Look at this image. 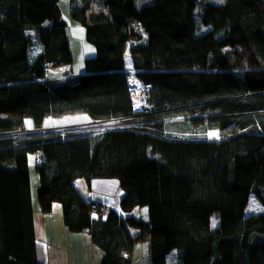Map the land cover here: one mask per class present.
<instances>
[{
  "label": "trees",
  "instance_id": "1",
  "mask_svg": "<svg viewBox=\"0 0 264 264\" xmlns=\"http://www.w3.org/2000/svg\"><path fill=\"white\" fill-rule=\"evenodd\" d=\"M57 3L0 0V132L26 117L42 127L47 116L80 112L138 116L123 55L135 25L146 38L129 47L132 72L154 121L97 135L0 136V264H40L28 172L36 148L45 157L33 159L40 211L60 202L66 228L101 250L95 264L129 263L136 242L141 264H264V0H154L139 10L134 0H70L94 47L72 82L45 78L48 66L72 61ZM169 116L219 138L170 135L169 121L155 120ZM79 177L89 187L115 179L120 210L138 216L109 207L99 218Z\"/></svg>",
  "mask_w": 264,
  "mask_h": 264
},
{
  "label": "rangeland",
  "instance_id": "2",
  "mask_svg": "<svg viewBox=\"0 0 264 264\" xmlns=\"http://www.w3.org/2000/svg\"><path fill=\"white\" fill-rule=\"evenodd\" d=\"M153 1L154 0H134V6H135L136 10H139L143 5L148 4V3H152ZM199 1L200 2L209 1V2H214V3H221V0H199ZM57 4L59 6V9H60L62 15L67 20L66 36H67V39L69 42V48H70V54L72 57V61L69 64L48 66L47 67L48 70L46 72L45 78L50 80V81H61V82L70 81V82H72V81H75L81 73L85 72L84 58H85V56L88 57V56L94 55V47H93V45L88 43L86 38H85L84 26L80 22L75 21L71 17V15H70V0H58ZM199 6L200 5L198 4V6H196V10H195V12H196L195 16H197V17L199 16V14H197V12H199V11L201 12V9ZM134 30L136 31L137 35H139V37H137V39H139V40H140V38L145 39V36L143 34V30L139 25H135ZM134 41L135 40H133L131 43L133 44ZM37 50H39V48H37L36 46L30 47V49H29V60H31V58L37 54ZM130 78H132L133 83L135 82L137 84V88L134 89V87H133V89H132V91L134 93L133 97H132V102H133L134 98H137L139 100V103H140L139 106H134V104H133L134 110L140 112V114L138 116H136L135 118H129V119L109 118V119H102L100 121L94 120V122H91L92 119L90 118V116H88L84 112H80V113H76V114H66L63 116H59L58 117L59 119H57V121L55 120L52 122H48L47 124H44L43 127H45V129H48L51 126L52 127L58 126V128H59V126L61 127L63 125H68V126L75 125L74 129L85 128L84 130H80V131L97 135L100 132L105 131V130L130 128V127L136 126L137 124H142L145 122L154 121V120H151L148 118H144V116H146V114L149 113V111H147V109H149V105L146 101V90H147L146 87L143 85H140L138 79L135 80V78H137V77L134 75L133 72H130L128 74V79H130ZM131 83H132V81H131ZM182 117L183 116H169V117H164V118H157L155 120L161 119L164 121H169L168 124H165V127H166L167 131L170 133V135L178 136V137L209 138V137H205L208 135L207 133L198 131L195 128L190 129V130L189 129L182 130L183 129L182 127H184L183 124L176 122L179 119H182ZM88 122H90V123L87 124ZM19 128L32 130V129L38 128V127H34L32 124L31 125L30 124L29 125L24 124V125L19 126V127L15 128L11 131H5V132L3 131L4 135L2 137L22 138L25 136L36 135V133H37V132L27 133L28 131L18 132L17 129H19ZM17 133H19L20 135H17ZM95 133H97V134H95ZM163 133H165V131ZM31 157H32L31 153H28L29 167H31V165L34 164ZM29 179H30V185L32 186V184L34 182L32 175L30 176ZM37 182H38V180H37ZM116 187H117V182L115 179H112V178H110V179L94 178L90 182V188L96 189L95 190L96 192H92V195L95 196L94 199H100L103 202H105V204L107 206H110L115 210H118V209L120 210L118 203H119V198H120L121 194L123 193V190L121 188L116 189ZM31 188H34V185ZM99 191H101V192H99ZM54 203H57V205L59 207V211H60V217L62 219V208H61L62 205L60 202H54ZM125 214H131L134 216H138V208L135 207V208L131 209L129 212H125ZM100 215H101V213H100ZM56 216H57V213L55 212L53 214L54 219H52L51 224L49 223L45 227V232H46V236H47L48 240L51 241L54 245L60 246V247L64 248L65 250H68V251H66L68 264H85L84 260L82 262L76 263L77 255H75V251L78 247V241L77 242L75 241V239L73 237V232L66 231L64 229L62 232V230L60 231L59 229L58 230L54 229V227L57 226ZM102 219H104V218H102ZM37 221H38V218H37L36 212H34V223H35L36 234L40 233V230L38 229V226H37ZM210 224H211L212 229H214L217 225V221L212 219ZM213 224H215V226H213ZM61 232H62V234H60ZM54 233H56V234H54ZM53 235L56 236L57 238H55V239L52 238ZM82 235L84 236V234H82ZM84 240L85 239L82 238L83 244H84ZM88 245H90V244H88ZM84 246L85 245H83V248H82L83 257L85 255V251L87 250L84 248ZM98 251H101V250L99 249ZM130 259H131L130 262L127 264H141V248H140L139 242H136L134 244Z\"/></svg>",
  "mask_w": 264,
  "mask_h": 264
},
{
  "label": "crops",
  "instance_id": "3",
  "mask_svg": "<svg viewBox=\"0 0 264 264\" xmlns=\"http://www.w3.org/2000/svg\"><path fill=\"white\" fill-rule=\"evenodd\" d=\"M63 16V15H62ZM63 18L65 19V17L63 16ZM66 20V19H65ZM67 26V25H66ZM66 30V28H65ZM134 41V43L132 44L131 42ZM145 39H130L126 42V46L124 49V65L127 68L128 74L132 71V65H131V59H130V53H129V47L131 45L137 44L142 41H144ZM86 57V56H85ZM61 118V117H60ZM57 119H59L58 117H54V116H47L44 120V124H47L48 122H52V121H57ZM24 124L25 125H31V120L29 117L24 118ZM32 158V157H31ZM33 160V159H32ZM34 163V161H33ZM28 172H29V178L32 175L33 177V184L31 187V192H32V196H33V206H34V212H36L38 221H37V226L38 229L40 230V233H38L36 235V256H37V260L40 264H68L67 263V252L68 250H65L64 248L60 247V246H56L54 245L51 241L48 240L47 236H46V232H45V227L47 226V224H51L52 219H54L53 214L56 212L57 216V226L54 227V229L56 230H62L63 229L66 231H69L66 226L64 225L63 220L60 217V211H59V207L57 205V203L52 204V208L50 212H46V213H42L40 211L39 208V204L36 200V194H35V189L37 186V180H38V173L37 170L35 168V163L33 165H31V167H29L28 164ZM76 187L78 189V191L81 193V195L87 199V200H95V201H102L100 199H94L95 196L92 195V192H96L94 188H90L87 183L85 182L84 178L79 177L76 179ZM117 189V187H116ZM101 192V191H99ZM103 202V201H102ZM105 203V202H104ZM110 207V206H108ZM112 208V207H110ZM113 209V208H112ZM120 215H125V212H122L121 210H116ZM42 229V230H41ZM62 232L60 234H62ZM56 234V233H54ZM84 234V236L82 235ZM78 236V237H77ZM83 236V237H82ZM73 237L75 239V241H78V247L75 251V255H77V262H82L84 260L85 264H95L96 261L99 260V258L102 255L101 251H98V247H96L95 245H93L89 239L87 234L84 232L81 233H73ZM80 237V238H79ZM52 238H57L56 236H52ZM79 238V239H78ZM82 238H84V244L82 242ZM88 242V243H87ZM90 244V245H88ZM83 245L85 249H87L85 251V255L83 257V253H82V248ZM126 254V253H125ZM127 256V255H126Z\"/></svg>",
  "mask_w": 264,
  "mask_h": 264
},
{
  "label": "built area",
  "instance_id": "4",
  "mask_svg": "<svg viewBox=\"0 0 264 264\" xmlns=\"http://www.w3.org/2000/svg\"><path fill=\"white\" fill-rule=\"evenodd\" d=\"M130 81H132V78L128 79ZM135 80H137V78H135ZM135 86H137V84L134 82ZM91 122H94V119H92ZM90 122H88L87 124H89ZM74 126L75 125H71V126H68V125H63V126H54V127H49L48 129H45V127H38V128H34L32 130H28V129H17L18 132L20 131H28L27 133H35L37 132L36 134H45V133H48V132H51V133H59L61 136H64L66 133H68L69 131H72V130H77V131H80V130H84L85 128H82V129H74ZM36 129V130H35ZM68 131V132H67ZM5 132V131H4ZM4 133L3 132H0V136H3ZM17 135H20L19 133H17ZM20 137V136H19ZM33 153V159L35 162L37 163H43L44 160H45V157L44 155L42 154V151L40 148H36L32 151ZM91 207L96 209L97 210V216L99 218H105L109 208L106 204H104L103 202H99V201H92L91 202ZM101 213V215H100ZM103 214V215H102Z\"/></svg>",
  "mask_w": 264,
  "mask_h": 264
},
{
  "label": "bare ground",
  "instance_id": "5",
  "mask_svg": "<svg viewBox=\"0 0 264 264\" xmlns=\"http://www.w3.org/2000/svg\"><path fill=\"white\" fill-rule=\"evenodd\" d=\"M136 32V31H135ZM143 34H144V36H145V38H146V35H145V33H144V31H143ZM139 36V35H138ZM127 83H128V86H129V88L132 90L133 89V87H134V89H136L137 88V86H135V84L133 83V80H132V83H131V81L130 80H128L127 79ZM133 104H134V106H139V100L137 99V98H134V100H133ZM91 119H94V120H96V121H100V119H95V118H92V117H90ZM113 119H115V118H113ZM117 119H121V118H117ZM102 120V119H101Z\"/></svg>",
  "mask_w": 264,
  "mask_h": 264
},
{
  "label": "snow or ice",
  "instance_id": "6",
  "mask_svg": "<svg viewBox=\"0 0 264 264\" xmlns=\"http://www.w3.org/2000/svg\"><path fill=\"white\" fill-rule=\"evenodd\" d=\"M221 2H222V0H221ZM208 135H209V138H212V137L219 138L218 134L216 132H211ZM144 211L147 212V209H145ZM213 226H215V224H213Z\"/></svg>",
  "mask_w": 264,
  "mask_h": 264
},
{
  "label": "clouds",
  "instance_id": "7",
  "mask_svg": "<svg viewBox=\"0 0 264 264\" xmlns=\"http://www.w3.org/2000/svg\"><path fill=\"white\" fill-rule=\"evenodd\" d=\"M132 72V71H131ZM127 79H128V77H127ZM109 208V207H108Z\"/></svg>",
  "mask_w": 264,
  "mask_h": 264
}]
</instances>
